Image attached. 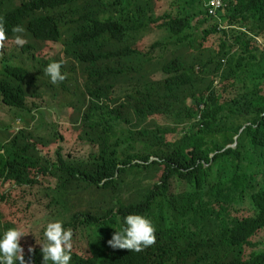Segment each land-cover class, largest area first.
<instances>
[{"label":"trees","instance_id":"obj_1","mask_svg":"<svg viewBox=\"0 0 264 264\" xmlns=\"http://www.w3.org/2000/svg\"><path fill=\"white\" fill-rule=\"evenodd\" d=\"M223 1L212 18L198 0H0V126L31 122L0 127V206L25 208L26 264H42L54 221L73 231L70 264H264V0ZM78 68L73 121H47L36 89L57 106ZM64 192L90 210L71 216ZM33 202L43 218H29ZM128 214L152 222L153 246L108 245Z\"/></svg>","mask_w":264,"mask_h":264},{"label":"clouds","instance_id":"obj_2","mask_svg":"<svg viewBox=\"0 0 264 264\" xmlns=\"http://www.w3.org/2000/svg\"><path fill=\"white\" fill-rule=\"evenodd\" d=\"M14 43L23 47L27 41L23 38L25 29L23 26H13ZM7 32L3 18H0V56L4 54L7 42ZM62 62H52L47 65L45 74L53 84L63 82L67 78L66 73L61 72ZM122 230L116 231L107 241L113 249H126L141 252L156 243V229L152 222L142 215L128 214L123 218ZM29 232L23 228H9L0 238V264H26L24 248L20 244L21 237ZM45 243L41 244L42 264H70L72 258L73 231L65 229L62 222H48L43 233ZM33 253L32 247L28 248Z\"/></svg>","mask_w":264,"mask_h":264},{"label":"rangeland","instance_id":"obj_3","mask_svg":"<svg viewBox=\"0 0 264 264\" xmlns=\"http://www.w3.org/2000/svg\"><path fill=\"white\" fill-rule=\"evenodd\" d=\"M101 13L102 14L106 13V9H105V7H103V5H101ZM110 45L113 48H118L121 46V44L118 42H113L112 44L110 43ZM51 54L54 56V58L61 59L62 54H63V49L62 48L60 49L59 47H57L56 49H54V51ZM85 69L86 68H78L75 72L69 73L68 83L66 85L67 91H62V89H61L58 98L55 100L57 102V106H56V104H54V105L50 104L51 99H52L51 97H53V92H48L47 90H45V89H48V87H46V88L43 87V89H36V90H42L41 93H39L41 95V97L44 96V98L47 97L49 99L48 100L49 106L46 108L47 110L43 111V115L45 116L47 121L56 122V121H59L61 119L63 122H65L68 120L69 117H70V121H73V120H71L74 117V115L72 114L73 111L70 110V108H68V107H69V103L72 101V99H71L72 96L73 95L77 96L81 93L82 90H84L83 86L85 83ZM70 80L72 81V84H70ZM124 80H126L128 82L127 79H124ZM45 81H46V79H44V82ZM35 82H37V80H35ZM70 90H71V93H70ZM63 94H65V96ZM88 109H89V103H87L83 107L82 111L86 114L88 112ZM62 121H60V122H62ZM67 124H70V123H67ZM146 125L149 128H154L157 126V124L154 121H150ZM30 126H31V122H28V124L25 125L21 121H16L15 123H13L12 120H9L5 127H2V126H0V127L3 130V133L6 130V128H12V131H15L17 133V132H19L25 128H30ZM131 129L136 130V129H139V127H137V128L131 127ZM6 147H3V151L5 154H6V150L8 148V147L7 148ZM122 188L132 189V186L129 183L126 186L123 185ZM120 189L121 188H119L115 192H110L111 195L112 196H116V195L121 196L120 195ZM130 195L127 197L128 201L130 200V197H131ZM63 198L67 201V205H68V208L70 209L71 216L75 215L76 213H78L80 211H84V210L89 211L90 210V206L88 208L81 206L80 204H78L77 202L72 200L70 195L67 194L66 192H64ZM91 201H93V200H91ZM15 210H16L15 208L11 209L9 206L5 207V208L0 206V224H1V221H4V219L5 220L11 219L15 223H17L18 226L21 225L19 228L24 229L25 226H23V225L25 222H23L24 221L23 216H22L23 213H20V212H24L25 208L23 207L22 209L17 210L16 211L17 214H15ZM26 211L29 214V218H30V216L36 217V218H40V217L43 218L45 209L42 206H40V204L37 205L33 202V207L32 206H30V208L28 207L26 209ZM11 212L13 213L12 215H11ZM10 215H11V217H10ZM2 235H3V230L0 227V236H2Z\"/></svg>","mask_w":264,"mask_h":264},{"label":"built area","instance_id":"obj_4","mask_svg":"<svg viewBox=\"0 0 264 264\" xmlns=\"http://www.w3.org/2000/svg\"><path fill=\"white\" fill-rule=\"evenodd\" d=\"M207 8L208 15L212 18H218V13L226 7L223 0H198Z\"/></svg>","mask_w":264,"mask_h":264},{"label":"bare ground","instance_id":"obj_5","mask_svg":"<svg viewBox=\"0 0 264 264\" xmlns=\"http://www.w3.org/2000/svg\"><path fill=\"white\" fill-rule=\"evenodd\" d=\"M135 19H137V18H135ZM50 210V209H49ZM46 211V210H45Z\"/></svg>","mask_w":264,"mask_h":264}]
</instances>
